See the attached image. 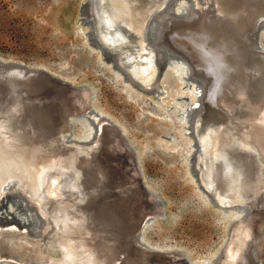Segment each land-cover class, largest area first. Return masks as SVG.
<instances>
[{
  "label": "bare ground",
  "instance_id": "1",
  "mask_svg": "<svg viewBox=\"0 0 264 264\" xmlns=\"http://www.w3.org/2000/svg\"><path fill=\"white\" fill-rule=\"evenodd\" d=\"M168 1L169 0H91L90 8L86 15L91 18L95 33L99 40L103 43V45L116 53V59L118 63L122 62L125 66L123 67L127 71H131L134 73V75H136V77H140L142 79L141 83L145 87L148 88L153 86L151 95L154 92H158V90H160L157 93L160 97L155 100L154 107L156 105H162L165 107L162 102L164 97L171 100L173 93L176 94L178 91L179 93H185V101H187L186 104L189 105L190 102L194 108L196 107V114L192 119L193 126L196 127L198 124L202 128L208 123L212 124L213 122H217L215 120L209 121L208 119H205L206 117L204 115L203 108L204 105L203 102L199 103V101L201 99L203 101L206 94H208V97L212 101L220 98L221 96L222 89L225 85L224 68L227 67V64L221 60L220 49L223 44H226L227 33L225 32L227 31V26H225L220 21H216L214 19L216 15L214 16L213 14V17L208 15L209 8H213L211 0H186L187 4L191 8V10H189L190 12L187 14L188 16L186 15V17L184 16L185 18L178 20L175 19V17L177 18V15H174L172 16L174 18L168 17V19L161 21L159 24V29L167 27L166 30L162 32L159 30V32L156 34V39L149 43L146 39H144V32L149 23H151V21L155 18V15L159 13V11L164 5H166ZM179 8L181 9L182 6ZM193 13L196 14L193 15ZM151 17L153 19L150 20ZM204 17L206 19L203 21ZM261 22H264V11L255 13V15L250 17L247 22L242 21L244 26L247 28L246 41L250 52L264 55V51H262L263 49H258L255 46H251L255 35L254 32L256 31L255 29ZM252 26L253 28L255 27V29L252 31L250 37ZM166 38H169L173 46L192 61L193 66L199 71L200 76L192 72L195 75V78H193L194 76L190 75L191 73H189L190 70L188 69L187 65L180 58L173 56L172 54H169V57H167L168 61L166 62L163 74L161 76H157V71L159 69L158 60L153 56L154 50L152 46L161 45V43L159 44L158 42H166ZM233 50L234 49L232 48V51ZM99 58L100 57L96 55V64L99 63ZM231 62L232 60H229L228 64H233L234 61L232 63ZM36 70V67H30V65L26 66L19 62L3 60L0 61V80H5L7 82L8 79L19 87L28 85L31 91L30 93L36 94L39 88L44 87L45 84L44 79L36 76L33 78L30 76L35 74ZM184 75L188 77L190 76L191 78L189 80L193 81V83L196 82L197 85L195 86L192 84V86H188L189 84H187L182 88V84L188 80L187 77H184ZM185 79L187 80L185 81ZM111 80L113 85L120 83L119 76H116V74H111ZM121 85L122 86L120 88L124 89L121 90L123 91L122 94L134 102L140 103V100H142L144 103L148 99H152L148 98L149 95L144 96L140 94L127 83L125 84V82L124 85ZM177 86L180 87L178 88ZM71 94L75 95V101H77V104L80 105V112L87 111L89 106L92 105L93 90L91 88L89 90L85 85H82L78 89H75ZM18 97L22 98V101L26 102L27 105L31 107V109H34L37 106L40 107L45 98L43 96L33 95V97H30L29 99L28 97L21 96V94H18V92L11 90L4 91L0 88V194L5 189H12L14 186H17L21 181L20 175H28L26 170L23 168L24 159L26 158L27 154V148L29 146L28 136L21 127V123L23 122L20 120V113L15 114L12 112V109H10L11 106L17 102ZM86 100L87 103H84ZM179 103L180 102H176L178 106L177 109H181L180 105L184 106ZM261 104H259L258 107L259 113L257 117L253 118V120H244L242 123H240V125L237 126L232 123L231 119H226L225 123H223L224 126L222 124L223 128H221V130L227 133V138L232 139L235 145L239 146L240 153H246L247 156H250L251 159L249 160L253 162V168L259 172V175L264 174V138H262V140L260 137V133H264V106ZM161 110L167 111L166 108ZM89 111L90 110H88V112ZM162 112L163 111H161L160 114H162ZM162 115L166 118H171L170 114L163 113ZM81 116L82 114L69 115L63 132H54L51 140L56 141L60 138V136H65L67 131H69V125L71 121ZM87 118L89 121L88 116ZM81 120H83V118ZM96 121L98 122L97 124L99 130L96 139L92 143L84 145L76 142L67 148L68 151L65 150L63 152V156L60 158L61 161L59 163L55 162V160L49 157V159H46L44 163L42 162L37 169L30 172L29 177L33 179L28 185L29 193L39 198L45 205L44 210L39 208L40 212L45 217L43 234L40 235L39 239H26L22 234L16 232L19 234V236H21L16 237L12 231L5 229L7 228V226H5L7 223H2L0 226V248H2V252H0V262L2 263L0 264H4V261L15 262L16 264H74L75 262L73 257L77 259V263L75 264H89V262L86 261H89V256H91V253L94 252L95 248L99 249L101 254L105 256L104 258H106L108 261L107 263L100 262L101 264H155L151 261V259H149L152 256L151 253H153V251L155 253H160L163 250L173 248V246H154L153 248L155 250L151 251L140 247L135 242L134 234L140 227L143 228V221L146 214L141 220L139 219V224L134 226L131 230H128L127 234L121 235L119 238L110 236L105 237V235H99L98 233H95V237H93L91 234H93L92 230L94 227H89L87 224L81 227V232H79L77 239L71 236V228L75 227L74 225H76V223H80V219L84 217L82 208L84 207L83 205H85V200L95 195L92 194L94 192L93 190L95 186V178L93 176L92 179L90 178L92 180L91 186L83 187L81 182L79 183L77 180L76 177L78 176L79 171L72 163L73 151L71 149H77L79 151L92 149L96 146L97 142L102 136L103 130H109L110 126H112L109 125L108 122H105V120L99 121L96 119ZM186 123V118L178 117L177 129L180 130V132L184 131L185 128L187 129V126L185 127ZM104 127L107 128L103 129ZM92 131L93 127L89 123L83 122V125H81V127H79V129L74 132V136L76 139L78 138V140H85L92 133ZM250 137L257 141V146L260 149L259 152L253 153L245 148L244 145H249L248 139H250ZM196 138L200 141L198 136H196ZM185 139L186 140H183L182 135H178V137L173 140L174 147H177L176 145H178L184 147V149L187 151V144L191 143V141L188 138ZM237 140L240 141L237 142ZM241 141L245 143H240ZM118 148V151H122V149L119 150L120 148ZM199 151H201V141L199 142L198 146V152ZM224 152L225 151H223V149H221V151H217L215 149L214 151L210 152L212 161L218 165L217 174H219L218 177H220V184L222 186L230 185V183H232V181L238 175V173L234 171L235 169L232 172H227L226 168L222 167L221 160L223 157H227L228 160L233 162L235 161L233 157H230V155H227V153ZM182 157L185 159L186 154L184 153ZM253 157H255L259 162L258 164ZM199 159L200 156L197 154L195 162L197 167ZM91 174L93 175V172ZM199 175H201L200 179L203 185L209 189V184L205 183L203 179V173L200 172V170ZM117 179L120 180V177L115 176L114 180ZM41 181H46L47 184L51 185L49 188L51 190L50 192L48 190V194L43 193L40 186ZM257 185H259L261 188L263 187L264 189V178L259 180ZM217 188V200L220 204L226 205L224 196L226 191L225 187L222 189L219 187ZM195 189L197 198L200 200V202L205 206L209 204L203 193L197 189V186ZM253 192H256V189H254ZM111 193L112 192L109 193V196ZM61 196L64 198H61ZM50 198L52 201H48ZM65 198L69 199L68 203L66 201V203L63 205L56 204V201ZM97 201H100V198ZM102 202L99 203L98 207H100ZM26 204L29 207L28 202ZM239 204H248L247 207L249 209V215L245 217L246 219L241 218L238 215L240 210L235 207L214 209L216 210L215 212L218 220L220 222L222 220L224 224L228 223L229 227L226 228L227 230L230 227H238V231H235L234 237L232 239V236H230L232 235V232L231 234L227 235L226 230V238L224 240L227 243V247L225 248V257H219V260H217L215 264H240V260L245 261L248 250L252 246L250 244L252 241L248 229L244 226L241 228L243 222L247 221V219H249L252 215L250 210L252 205L249 202L240 203V201ZM94 206L95 203L93 204L92 202L90 208H93ZM124 208H126V210H129L130 208L131 210L130 206H126ZM47 209L49 210L47 211ZM153 209H157V212H153V214L150 213L152 217L153 215H161L157 205H155ZM105 212L106 209L100 213V217L108 219ZM93 213L94 212H92V214ZM142 214H144V212L141 213L140 216ZM151 218H148L147 221H150ZM109 221L112 222V220ZM113 225V228L118 227L117 224ZM19 244L26 245V247L38 244L40 248L49 247V244H51L52 247L62 250V253H48L47 255L41 254L39 256L31 255L28 249L21 252L16 249L11 251L8 250V248L16 247ZM223 245L224 242L219 247L218 251L223 248ZM177 248L182 249V247ZM204 256L213 257L214 254L210 252ZM204 260L206 261V259ZM263 262L264 260L260 261L259 264H263Z\"/></svg>",
  "mask_w": 264,
  "mask_h": 264
},
{
  "label": "water",
  "instance_id": "2",
  "mask_svg": "<svg viewBox=\"0 0 264 264\" xmlns=\"http://www.w3.org/2000/svg\"><path fill=\"white\" fill-rule=\"evenodd\" d=\"M90 2L91 0H86L81 7V10L85 11L81 24L87 28V31L84 33L87 41L108 59L113 70L123 77L125 83L142 95H151L153 86L148 88L145 87L141 83L142 79L136 77L131 71H127L122 62L118 63L116 53L103 45L97 37L92 20L86 15V12H88L90 8ZM211 3L213 4V8H209L208 15L212 17L213 14L214 16L216 15L214 19L227 26V31L225 32L227 33L226 44H223L220 49L221 60L227 64V67L224 68L225 85L222 89L220 98L212 101L208 97V94H206L204 100L202 101L201 99L199 101V103L203 102L205 119L209 121L215 120L217 122H213L212 124L208 123L202 128L198 124L196 127L193 126L192 119L189 122V133L187 134V138L193 145V153L189 159V173L196 183L197 189L203 193L215 209L235 207L240 210V214H242L240 217L246 219L245 217L249 215L248 204H239V201L240 203L249 202L252 205V208L250 207L252 215L241 225V228L244 226L248 229L252 241L250 244L252 246L246 255V262L240 260V264H259L260 261L264 260V189L263 187H259L257 182L264 178V174L259 175V172L253 168V162L249 160L251 159L250 156H247L246 153H240L239 146H236L232 139L227 138V133L221 130V128H223V123H225L226 119H231L232 123L237 126L244 120H253L259 113V104L262 103L261 105L264 106V55L250 52L246 41L247 28L242 23V21L247 22L255 13L264 11V0H211ZM195 14L193 13V15ZM205 19L204 17L203 21ZM262 23L264 24V22L260 24ZM254 29L255 27L253 28L252 26L250 37ZM263 29L264 27L260 28V30ZM147 34L148 27L144 32L145 39H147ZM158 43L160 44V42ZM163 46L168 48V51L165 49L164 52H172L174 56L180 58L187 65L190 71L200 76L199 71L193 66L192 61L176 49L169 38H166V42L163 43ZM251 46H254V43ZM232 48L234 49L233 51ZM160 49H163L161 45ZM260 49L264 51L263 47ZM157 60L160 65L157 76H161L165 69V65H161V60L158 56ZM229 60H232V62L234 61L233 64H228ZM0 61H3L1 57ZM21 64L26 65L24 63ZM30 67H36L37 69L35 74L30 76L33 78L35 76L42 78L45 82L44 87L39 88L36 94L30 93L31 91L28 85L19 87L8 79L7 82L5 80V82L0 80V88L4 91L11 90L18 92L21 96L28 97L29 99L33 97V95L45 97L43 103L40 105L41 108L37 106L31 109V107L19 97L17 98V102L10 108L15 114L20 113V120L23 122L21 123V127L28 136L29 145L23 164V168L28 175H20V183L14 186L11 192L19 195L21 194L23 200L26 201V203L28 202L29 207L40 220V238V235L43 234V227L45 226V217L40 212V209L44 210L45 205L39 198L29 193L28 185L33 179L30 178L29 175L31 171L37 169L39 165L42 162L44 163L49 157L59 163L61 161L60 158L63 156V152L69 148L64 143L65 136H60L56 141L51 140V138L54 132H63L69 115L83 114V112L79 111L80 105L75 101V95L71 94L82 85L74 86L59 77L51 75V73L47 71L45 65H30ZM87 88L90 90L89 86ZM84 103H87V100L84 101ZM88 109H90L88 113L92 115V117H89V124L93 127V131L86 140H75L76 142H93L96 139L99 130L96 119L99 121L105 120L112 126H110L109 130L105 129L107 127L103 128L105 130H103L102 136L92 149H86L85 151L71 149L73 151L72 163L79 171L76 177L79 183L81 182L83 187L91 186L92 176L95 178L94 192L92 193L95 195L85 200V205H83L84 207L82 208L84 217L80 219V223H76V225H74L75 227L71 228V236L77 239L79 232H81V227L87 224L89 227H94L92 230L93 234H91L93 237H95V233H98L99 235H105V237L110 236L119 238L121 235L127 234L128 230H131L134 226L139 224L143 217L140 216L141 213L144 212L145 214L149 212V214H153V212H157V209H153L155 205L163 207L165 203L162 204L158 194L145 184L141 174L142 167L139 164L135 152L136 147L131 146L128 142V138L124 134L123 129H125V124L115 123V121L111 120L104 113L95 110L92 105L89 106ZM194 114H196V107L193 109V115ZM260 135L261 139L264 138V133H260ZM196 136H198L201 141V151L199 152L198 146L200 141ZM239 141L240 140H237V142ZM248 142L249 145H244L247 150L253 153L260 151L257 146V141L252 139V137L248 139ZM240 143L245 142L241 141ZM117 148L119 150L122 149V151H118ZM215 149L217 151L223 149V151H225L224 153H227V155L235 159L233 162L228 160L227 157H221L222 167L226 168L227 172H232L235 169L234 171L238 173L230 185L222 186L220 184V177H218L219 174H217L218 165L214 163L210 157V152ZM197 154L200 156L198 167L195 164ZM253 158L258 164L259 162L256 158ZM199 170L203 173L205 183L209 184V189L203 185ZM92 172L93 175L91 174ZM113 176L120 177V180H114ZM40 186L44 194H48V190L49 192L51 190L49 189L51 185L47 184L46 181H41ZM217 187L221 189L225 187L226 191L224 196L226 205L220 204L217 200ZM254 189H256V192H253ZM110 192L112 193L109 196ZM61 198L64 197L61 196ZM99 198L100 201H97ZM50 200L52 201L51 198L48 201ZM59 200L56 201V204L63 205L66 201L68 203L69 199L65 198ZM92 202L93 204L95 203V206L90 208ZM100 202H102L101 205H103L98 207ZM126 206H130L131 210L130 208L126 210V208H124ZM104 209H106L105 213L108 219L100 217V213H102ZM48 210L49 209H47V211ZM92 212L94 213L92 214ZM109 220H112V222ZM113 224H117L120 229L118 227L113 228ZM237 229L238 227L228 228L227 235L232 232V235H230L232 239L235 231H238ZM137 244L146 250H155L145 241H138ZM49 245V247L40 248L38 244L27 245L28 247L19 244L16 247L8 248V250L11 251L16 249L21 252L28 249L31 255L39 256L41 254L47 255L48 253H62V250L52 247L51 244ZM222 247L223 248L217 252L213 264L219 260V257H225V248L227 247L226 241H224ZM154 253L153 251L151 254ZM165 253L183 256L182 262H185L184 264L189 263L185 254L179 250L167 249L160 253L156 252L152 256L148 255L151 256L150 258L147 257L155 264L173 263V257L171 255L166 257L163 255ZM104 257L105 256L101 254L100 250L95 248L94 252L89 256V261L86 262H89V264H99L100 262L107 263L108 261ZM73 259L74 262L77 263V259L74 257ZM175 261L180 262L181 260ZM14 264L16 263L14 262Z\"/></svg>",
  "mask_w": 264,
  "mask_h": 264
},
{
  "label": "rangeland",
  "instance_id": "3",
  "mask_svg": "<svg viewBox=\"0 0 264 264\" xmlns=\"http://www.w3.org/2000/svg\"><path fill=\"white\" fill-rule=\"evenodd\" d=\"M85 2L86 0H0V57L26 65H45L47 71L55 77L74 86H89L93 90L94 109L104 113L115 123L125 124V129H122L131 146L136 147L135 152L142 167L141 174L145 184L158 194L162 204L165 203L163 207H159L161 215L153 217L148 213H145L146 216L141 215L145 216L144 226L135 232V242L145 241L151 247L173 246L171 250L180 249L179 251L185 254L188 264H213L229 226L228 223L224 224L222 220L221 222L218 220L215 208L207 199L209 204L205 206L197 198L196 183L189 173V159L193 153L192 142L187 144V151L178 145L174 147L173 142L178 135H182L183 140H186L187 135L184 134L189 133V122L195 115L194 106L190 102L189 105L186 104V94L179 91L173 93L171 100L163 98L165 107L162 105L154 107L155 100L160 97L157 94L160 90L154 92L155 95L153 93L148 96L153 100L148 99L144 103L142 100L140 103L134 102L124 96L121 91L123 88H120L121 84L124 85L123 78L113 70L108 59L89 44L84 34L87 28L81 22L85 11L80 8ZM189 10L190 6L186 0H169L154 19L150 18L153 20L148 25L146 40L149 43L153 42L159 30L161 32L166 30L167 27L159 29L161 21L168 17L174 18L172 17L174 15H177L175 19L181 20L186 17ZM261 27H264L263 23L255 29L252 42L259 49L264 48V29L260 30ZM160 43L163 49H160V45L152 46L153 56L156 59L158 56L161 65H166L169 54L173 56L174 54L164 52L167 47L163 46L164 41ZM166 50L168 51V48ZM96 55L100 57L97 64ZM158 67L160 68L159 63ZM189 73L195 78L192 71ZM111 74L119 76L120 85H113ZM186 75L184 77L188 80L185 79L187 81L182 84V88L187 84L196 86L197 83L194 84L189 80L191 77ZM176 102L184 106L180 105L181 109H177ZM163 108L167 111L161 110ZM88 110L90 109L78 117L80 119L71 121L64 138L67 147L78 140L74 132L83 125V122L89 123L87 116L92 115ZM161 111L162 114H170L171 118L160 114ZM178 117L187 120L185 124L187 129L182 132L177 129ZM90 143L92 142L81 144ZM184 153L185 159L182 157ZM11 191L12 189H5L3 194H0V226L5 222L7 223L5 229L12 231L16 237H21L16 233L19 232L26 239H39L40 220L21 195ZM148 218L151 220L147 221ZM210 252L214 254L213 257L204 256ZM163 255L166 257L171 255L172 264L180 263L184 258L169 253ZM3 263L14 264L5 261Z\"/></svg>",
  "mask_w": 264,
  "mask_h": 264
}]
</instances>
